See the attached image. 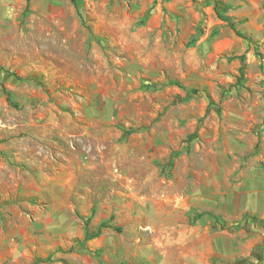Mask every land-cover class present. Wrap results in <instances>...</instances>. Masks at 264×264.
Here are the masks:
<instances>
[{"label": "rangeland", "instance_id": "1", "mask_svg": "<svg viewBox=\"0 0 264 264\" xmlns=\"http://www.w3.org/2000/svg\"><path fill=\"white\" fill-rule=\"evenodd\" d=\"M263 251L264 0H0V264Z\"/></svg>", "mask_w": 264, "mask_h": 264}, {"label": "trees", "instance_id": "2", "mask_svg": "<svg viewBox=\"0 0 264 264\" xmlns=\"http://www.w3.org/2000/svg\"><path fill=\"white\" fill-rule=\"evenodd\" d=\"M214 11H215V14L217 15V18H218L219 20L225 22L226 25H227V26H228V27L234 32V34H235L237 37L246 40V41L248 42V44L251 43V41H250L248 38H246V37H245V36H244V35H243V34L237 29L236 25H235L234 23H232L231 20H230L228 17H225V16L222 15L221 11H220L218 8L214 7ZM2 91H3L4 95L6 96L7 100H10V99H11V98H10V97H11L10 93H9L8 91L4 90V89H2ZM14 106H15V105H14ZM103 225H104V224H103ZM103 225H102V226H103ZM97 233H98V232H97Z\"/></svg>", "mask_w": 264, "mask_h": 264}, {"label": "crops", "instance_id": "3", "mask_svg": "<svg viewBox=\"0 0 264 264\" xmlns=\"http://www.w3.org/2000/svg\"><path fill=\"white\" fill-rule=\"evenodd\" d=\"M263 255H264V251H263ZM262 264H264V261H263V263Z\"/></svg>", "mask_w": 264, "mask_h": 264}]
</instances>
